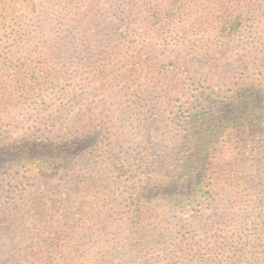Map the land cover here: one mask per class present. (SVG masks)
<instances>
[{
	"label": "trees",
	"instance_id": "trees-1",
	"mask_svg": "<svg viewBox=\"0 0 264 264\" xmlns=\"http://www.w3.org/2000/svg\"><path fill=\"white\" fill-rule=\"evenodd\" d=\"M244 25H261L263 34H253L264 36V0H0L3 119L13 102L33 99L45 100L54 117L44 139L27 141L29 152L22 150L27 139L0 130V222L10 234L0 264H217L188 243H170L167 217L181 204L211 207L219 185L237 194L234 168L244 173L255 161L224 150L263 118L264 102L251 91L255 74L264 75V41L235 47L214 40L243 33ZM172 46L217 56L222 68L241 48L235 56L250 53L256 64L236 70L252 81L244 92L235 86L221 96L216 75L200 73ZM171 68L192 71L193 85L211 90L196 98L202 114L180 157L168 162L153 153L133 162L113 143L93 152L77 147L91 136L90 99L108 78L120 71L152 78ZM244 106L245 124L235 127L229 113ZM155 187L162 193L148 198Z\"/></svg>",
	"mask_w": 264,
	"mask_h": 264
},
{
	"label": "rangeland",
	"instance_id": "rangeland-1",
	"mask_svg": "<svg viewBox=\"0 0 264 264\" xmlns=\"http://www.w3.org/2000/svg\"><path fill=\"white\" fill-rule=\"evenodd\" d=\"M258 26L261 25H254L252 28L244 25L243 33L238 32L214 40L231 41L235 47L236 44H240V47L259 44L264 41V36L253 34L254 32L263 34L256 28ZM164 48L160 46L155 49L166 53ZM240 49L229 54L231 58L225 62L226 66L223 68L220 66L221 61L218 62L219 57L196 53L189 46L181 51L172 46L170 50L179 54L181 59L191 62L200 73L215 74L216 83L221 86V88L217 86L216 93L222 91L221 96H225L231 95L226 94L230 87L237 86V90L244 92L248 88L246 83L252 81L243 70H236L238 66L256 64L254 60L250 61L248 58L250 53L245 57L235 56ZM128 63L125 61L124 66L129 65ZM172 69L168 73L157 74L152 78L146 73H137L138 71L136 73L120 71L116 76L108 78L100 95L90 99L89 113L94 121L91 136L86 142H80L77 147L89 145V150L93 152L99 146L107 148L113 143L112 147L114 149L117 147L118 153L129 151L130 156H123L133 162L136 157H149L153 153L155 155H151L152 157L161 155L162 159L168 162L180 157L179 154L185 145L184 137L195 130L196 116L202 114L198 112L202 99L196 104V98L202 97L204 90L193 85L192 71L172 72ZM233 82L236 85L231 84ZM254 83L256 87L251 92L254 97L258 96V102L262 103L264 75L256 73ZM208 93L211 94L210 89L204 91L205 95ZM31 96L36 97V94L33 92ZM87 96L89 95L86 94ZM32 101L35 102H13L10 116L6 119H3L5 113L2 114L0 111L1 132L8 133L16 142L27 139L21 142L26 144L31 139L35 142L44 139L47 126L52 124L54 117L45 100ZM0 110L3 108L0 107ZM248 110L246 106L232 109L229 120L237 127L244 123L239 119L241 115L247 114ZM259 111L263 118L254 123L251 133L236 136L233 145L231 144L233 148L224 150V153L229 155L245 153L250 154L251 159H255L247 163L244 173L241 167L234 168L240 172L234 182L235 185H239L237 194L219 185V189L222 190L217 192L210 208L206 206L199 210L197 207L181 204L174 209L167 217L170 243L176 245L188 243L190 248L200 250L209 262L215 261L217 264H264V103L262 110ZM236 130L243 128L238 127ZM28 146L31 145H24L22 150L26 149L29 152ZM259 161L261 162L257 163ZM156 193L161 194L162 188H151L146 195L152 198ZM9 235L0 222L1 247L9 243ZM19 247L20 244L16 245V251Z\"/></svg>",
	"mask_w": 264,
	"mask_h": 264
}]
</instances>
